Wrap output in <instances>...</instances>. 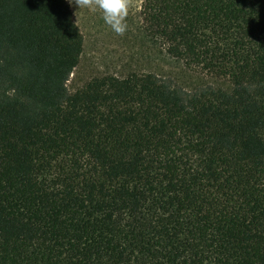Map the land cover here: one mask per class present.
Listing matches in <instances>:
<instances>
[{"label": "trees", "instance_id": "16d2710c", "mask_svg": "<svg viewBox=\"0 0 264 264\" xmlns=\"http://www.w3.org/2000/svg\"><path fill=\"white\" fill-rule=\"evenodd\" d=\"M188 69L71 91L67 0H0V264H264V0H141Z\"/></svg>", "mask_w": 264, "mask_h": 264}, {"label": "rangeland", "instance_id": "374dc122", "mask_svg": "<svg viewBox=\"0 0 264 264\" xmlns=\"http://www.w3.org/2000/svg\"><path fill=\"white\" fill-rule=\"evenodd\" d=\"M68 2V0H67ZM126 30L117 34L102 19L95 0L88 6L69 4L74 22L83 36V49L77 66L67 82L73 91L93 76L102 74L124 75L129 71H152L170 76L178 84L191 89L200 84L227 85V81L199 71L191 70L150 42L139 32L141 0H127Z\"/></svg>", "mask_w": 264, "mask_h": 264}, {"label": "clouds", "instance_id": "9594fccd", "mask_svg": "<svg viewBox=\"0 0 264 264\" xmlns=\"http://www.w3.org/2000/svg\"><path fill=\"white\" fill-rule=\"evenodd\" d=\"M73 2L78 7L89 4V0H68L69 4ZM95 5L101 10L104 23L115 33L123 34L126 30L127 0H95Z\"/></svg>", "mask_w": 264, "mask_h": 264}]
</instances>
